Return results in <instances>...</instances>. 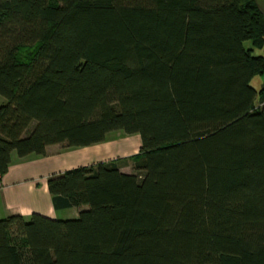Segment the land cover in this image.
Instances as JSON below:
<instances>
[{
	"label": "trees",
	"instance_id": "1",
	"mask_svg": "<svg viewBox=\"0 0 264 264\" xmlns=\"http://www.w3.org/2000/svg\"><path fill=\"white\" fill-rule=\"evenodd\" d=\"M263 76L254 0H0V177L141 139L48 180L77 218L0 219V264H264Z\"/></svg>",
	"mask_w": 264,
	"mask_h": 264
},
{
	"label": "crops",
	"instance_id": "2",
	"mask_svg": "<svg viewBox=\"0 0 264 264\" xmlns=\"http://www.w3.org/2000/svg\"><path fill=\"white\" fill-rule=\"evenodd\" d=\"M129 141H133V146ZM140 147L139 135L121 133L109 134L106 141L88 147L52 145L42 157L19 158L12 154L8 171L0 177V219L9 216L28 219L32 214L55 220L77 218L87 207L56 209L48 191V180L69 170L109 162H117L120 172L131 174L130 157L138 154Z\"/></svg>",
	"mask_w": 264,
	"mask_h": 264
},
{
	"label": "rangeland",
	"instance_id": "3",
	"mask_svg": "<svg viewBox=\"0 0 264 264\" xmlns=\"http://www.w3.org/2000/svg\"><path fill=\"white\" fill-rule=\"evenodd\" d=\"M245 45L248 48L249 47V42H246ZM263 81H264V76L262 78L261 77H257V78H255L253 80L252 84H253V86L255 88L261 89V87L263 86L262 85L263 84ZM5 102H6L5 99L0 96V105L5 104ZM256 104L259 105L258 102H256ZM121 133H122L121 131H116V132L111 133V135H118V134H121ZM129 143H130V146H133V144H134L133 141H129ZM130 162H131L130 163V166L133 168V162L132 161H130Z\"/></svg>",
	"mask_w": 264,
	"mask_h": 264
},
{
	"label": "water",
	"instance_id": "4",
	"mask_svg": "<svg viewBox=\"0 0 264 264\" xmlns=\"http://www.w3.org/2000/svg\"><path fill=\"white\" fill-rule=\"evenodd\" d=\"M254 1H255V4H256L258 10L260 11V13L264 17V0H254Z\"/></svg>",
	"mask_w": 264,
	"mask_h": 264
},
{
	"label": "built area",
	"instance_id": "5",
	"mask_svg": "<svg viewBox=\"0 0 264 264\" xmlns=\"http://www.w3.org/2000/svg\"><path fill=\"white\" fill-rule=\"evenodd\" d=\"M0 187H1V182H0Z\"/></svg>",
	"mask_w": 264,
	"mask_h": 264
}]
</instances>
